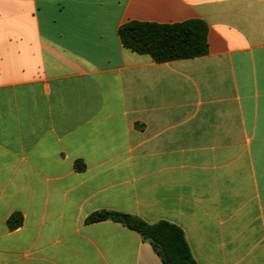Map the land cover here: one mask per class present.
Listing matches in <instances>:
<instances>
[{
    "label": "crops",
    "instance_id": "1",
    "mask_svg": "<svg viewBox=\"0 0 264 264\" xmlns=\"http://www.w3.org/2000/svg\"><path fill=\"white\" fill-rule=\"evenodd\" d=\"M193 19L196 58L118 34ZM99 211L180 227L197 264H264V0H0V264H163Z\"/></svg>",
    "mask_w": 264,
    "mask_h": 264
},
{
    "label": "trees",
    "instance_id": "2",
    "mask_svg": "<svg viewBox=\"0 0 264 264\" xmlns=\"http://www.w3.org/2000/svg\"><path fill=\"white\" fill-rule=\"evenodd\" d=\"M208 25L193 19L177 24L132 21L118 31L122 45L137 54L148 55L157 63L191 59L208 53ZM78 169L85 166L79 162ZM114 221L138 233L148 241L163 264H197L183 230L167 221L149 224L144 220L114 211H99L86 222Z\"/></svg>",
    "mask_w": 264,
    "mask_h": 264
}]
</instances>
